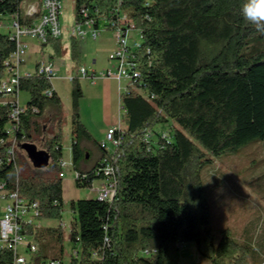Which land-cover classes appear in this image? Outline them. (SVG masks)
Segmentation results:
<instances>
[{
    "label": "trees",
    "instance_id": "16d2710c",
    "mask_svg": "<svg viewBox=\"0 0 264 264\" xmlns=\"http://www.w3.org/2000/svg\"><path fill=\"white\" fill-rule=\"evenodd\" d=\"M43 1L0 0V22L10 16L22 27L31 26L42 15ZM74 2L76 26L92 19L96 28L123 29L117 21L123 16L140 33L141 43L134 52L138 79L120 98L125 114L123 129L116 133L120 145L114 152L95 141L80 122L82 89L74 45L71 51L75 184L91 189L94 181L103 180L97 171L100 162L109 160L116 167L117 185L111 203L96 197L70 202L74 218L68 238L79 250L78 258L70 256V264H179L177 248L184 243H192L210 264H249L252 248L237 242L228 229L219 231L215 244L212 201L202 178L212 158L234 154L250 142L259 141L264 153V35L243 19L245 0ZM24 5H35L37 12L27 15ZM83 6L97 14L84 18ZM59 41L49 38L43 46L57 50ZM15 48L8 35L0 34V80ZM18 91L29 96L15 133L21 146L35 141L41 132L46 124L41 117L44 110H61L62 103L51 81L35 72L19 78ZM12 103L15 98L7 99L5 106L0 104L1 131L8 124ZM168 124L171 140L153 131ZM60 126L57 122L58 133L47 143L57 175L26 172L19 168L16 156L15 164L6 163L5 146H0V180L9 189H17L21 197L37 201L40 220L62 219V173L57 165L62 161ZM148 131L153 134L149 142L144 139ZM83 142L101 150L90 170L83 164L88 157ZM28 234L37 245L33 257L37 263L55 260L62 264L61 226L29 228ZM10 261L9 252L0 254V264Z\"/></svg>",
    "mask_w": 264,
    "mask_h": 264
},
{
    "label": "rangeland",
    "instance_id": "374dc122",
    "mask_svg": "<svg viewBox=\"0 0 264 264\" xmlns=\"http://www.w3.org/2000/svg\"><path fill=\"white\" fill-rule=\"evenodd\" d=\"M74 1H61L60 24L61 26L65 24V28L69 32L73 29L77 31L73 20L67 19L66 16L70 12L71 7L75 13ZM81 29L85 28L83 27ZM100 29H103V25H100ZM106 32L102 36L98 35L95 41H116L114 33H108L110 31ZM0 33L6 35L8 31L6 29H0ZM130 33L131 38L129 37L127 41H129L130 46H133L135 42H139V33L135 30ZM85 38L83 41H94L90 38ZM44 49L48 54L50 53V47H44ZM99 55L101 57L98 56V60H103L104 56L105 58L107 56L104 53H100ZM105 62L117 64L116 61L107 58ZM23 63L21 70L31 72L30 70L34 66L33 56L27 53ZM58 75L61 76L62 73ZM64 80L54 79L51 81L53 88L58 90L60 94L62 109L56 110L47 107L41 115L42 123L44 122L46 124L42 126L41 132L35 138V141L28 143L34 144L38 150L47 151L48 141L58 133L55 123L59 122L62 137V160L70 163L72 144L70 136V109H67V98L71 97V82L69 81L70 79L65 78ZM79 81L82 82V79ZM124 83L126 82H121V84ZM17 99L23 105L28 101L29 96L24 92H20ZM153 131L166 137L167 140H171L172 138V131L169 124L158 125ZM106 145L109 147L110 152H112L110 144L106 142ZM81 147L86 151L88 156L85 158L83 164L87 170H90L97 163L101 155V150L98 146L88 142L81 143ZM15 156L17 157L19 168H23L26 172L29 171L32 174H58L53 166L52 160H50L46 168L35 169L18 143L15 147ZM212 160L213 163L204 168L202 178L206 192L212 201L211 226L216 231L215 244L219 240V231L228 229L237 242L248 243L252 248L253 251L249 256V264H260L264 262V153L261 143L259 141L250 142L239 148L234 154L223 155L218 158H212ZM61 171L64 173V177L61 178L63 198L62 219L60 221L36 219L34 224L39 227L61 226L64 231V258L62 264H70V255L75 246L69 242L68 238L70 232L69 226L74 218L69 204L71 201L92 199L95 196L88 191L89 189L78 188L76 186L72 167L64 166ZM97 181L93 183L98 184ZM25 241L28 242L29 239L27 238ZM177 250L179 264H210L206 258H201L197 254L192 243H184ZM21 254L25 257L29 256V253L25 251L23 246L21 247Z\"/></svg>",
    "mask_w": 264,
    "mask_h": 264
},
{
    "label": "built area",
    "instance_id": "2783aa9c",
    "mask_svg": "<svg viewBox=\"0 0 264 264\" xmlns=\"http://www.w3.org/2000/svg\"><path fill=\"white\" fill-rule=\"evenodd\" d=\"M61 8L62 5L60 0H44L41 5L42 15L40 19L31 26L22 27L18 24L17 19H14L11 25L12 32L8 36L11 41L15 42L16 48L5 63L6 69L0 80V94L2 96V99H0L1 105H7V99L16 98L19 92L18 80L21 77L19 68L23 64V59L27 50V46L23 43V39L32 38L37 40L40 45H45L49 38H60L62 35L60 24ZM36 12L37 7L28 10L29 15H33ZM80 12L84 18L90 14H97L96 10H90L84 6L81 7ZM117 21L123 24L124 28L117 27L111 31L114 33V38L116 40V49L109 56V59L116 61L115 70L97 75L81 68L79 70V76L81 79L88 81H93L98 77L113 79L117 83L125 81L129 89L130 87H134V83L138 79L136 64L134 62V52L140 46L141 36L137 31L139 33V42H135L133 46H130L127 40L130 37V32L134 31L133 24L126 21L123 16H120ZM110 25L113 26L115 23H110ZM83 27H85L86 30L81 29ZM100 30V26L96 28L95 22L92 19H87L82 25L77 26L75 36L84 39L89 35L90 39L96 40L100 34ZM102 30L105 29L103 28ZM58 71L59 67L55 60H46L38 63L35 73L52 81L56 79ZM69 81L71 82L72 78H70ZM46 94L50 96V92ZM9 105L11 107L7 115L8 124L4 127L3 131L0 130V146H5V161L11 165L12 163L15 164V147L17 145L15 133L19 127L20 117L25 112V106H20L16 99L15 103ZM121 131L122 129H111L105 136V142L110 144L112 152L120 145V139L116 137V133H121ZM152 137L153 134L148 131L144 139L149 142ZM162 138L167 139L163 136ZM102 146L105 147V144H102ZM0 164H2V160H0ZM57 165L60 169L65 166L62 161ZM97 171L98 174L100 173L103 175V185L96 193L95 197L98 201L111 203L116 197V167L112 161L102 160ZM60 177H63V173L60 174ZM77 179L78 175L76 174L75 182ZM39 216L40 206L37 201L21 197L17 189H9L7 183L0 180V254L4 251L9 252L11 255L10 264H60L55 260H44L37 263L33 259L38 250L37 245L28 234V229L39 228V226H35L34 224ZM27 238L29 239L28 242L25 241ZM22 246L25 251L29 253L28 257L21 254ZM78 254L79 250L73 248L70 256L78 258ZM143 255L148 256L149 254L145 252Z\"/></svg>",
    "mask_w": 264,
    "mask_h": 264
},
{
    "label": "crops",
    "instance_id": "0c3cea01",
    "mask_svg": "<svg viewBox=\"0 0 264 264\" xmlns=\"http://www.w3.org/2000/svg\"><path fill=\"white\" fill-rule=\"evenodd\" d=\"M30 8H36V6L24 5V10L27 15H29L28 10ZM66 16L67 19H72L73 24L76 26L75 13L73 12L72 7L70 12ZM14 19H15L14 17H10V16H6L2 18L0 22V29L1 30L6 29V31H8V34L6 35H9V33L12 32L11 25ZM61 28H62V35L60 37V41L58 45L59 49L57 50H55L52 46L49 45L48 46L39 45L37 40L32 38L23 39V43L27 46L26 54L30 53L33 56L34 66L33 69L30 70L31 72H25L24 70H21V67L24 64L23 63L19 68L20 76L33 74L37 68L38 63L41 61L55 60L59 67V71L57 73L56 79L65 81L64 80L65 78L66 79L73 78V76L75 75L74 67L71 61V53H72L71 51L73 45L75 46L74 47L75 51L78 54V61H77L78 70L84 68L88 72L97 75L105 73L107 71L115 70L116 68L115 64L105 62V59L106 58L109 59V56L116 49L115 41H95V40L83 41L86 38L84 39L77 38L75 36L74 29L71 30V32H69L68 29L66 30L65 24L62 25ZM103 33H107L106 30H100L99 36L100 35L102 36ZM108 33H112V32L110 31ZM87 38H89V35H87ZM44 47H50L49 54L46 52ZM102 50H105L106 52ZM100 53H104V55H107L106 58L104 56L103 60H98V58L101 57V55H99ZM46 54H48V56H46ZM59 73H62V75L59 76L58 75ZM79 79L81 80L80 76ZM80 84L82 89V98L78 101L80 122L85 127V129L90 134V136L100 145L105 144L104 148L110 152L109 147L106 145L104 137L111 129H123L122 121L125 112L122 108L120 98L122 95H124L127 92L128 85L127 83L121 84V83H117L113 79L100 78V77L96 78L93 81L82 79V82L80 81ZM52 89L60 98V94L58 90L53 88V86ZM17 96L15 98L17 103L20 106L24 107L27 102L21 105L18 102ZM71 107H72V97H68L67 109H70V117H71ZM70 136H71V130H70ZM71 144H72V136H71ZM62 162L64 163L65 167L68 166L72 167L71 164L72 157L70 163L63 160ZM61 173L63 172L61 171ZM75 176L76 173L74 172L73 173L74 182H75ZM63 177H64V173H63ZM97 182L98 184L92 183L91 189L88 190L94 196L103 185L102 180H99Z\"/></svg>",
    "mask_w": 264,
    "mask_h": 264
},
{
    "label": "clouds",
    "instance_id": "9594fccd",
    "mask_svg": "<svg viewBox=\"0 0 264 264\" xmlns=\"http://www.w3.org/2000/svg\"><path fill=\"white\" fill-rule=\"evenodd\" d=\"M241 15L257 33L264 35V0H245Z\"/></svg>",
    "mask_w": 264,
    "mask_h": 264
},
{
    "label": "water",
    "instance_id": "95a60500",
    "mask_svg": "<svg viewBox=\"0 0 264 264\" xmlns=\"http://www.w3.org/2000/svg\"><path fill=\"white\" fill-rule=\"evenodd\" d=\"M21 149L25 152L28 160L35 169H44L48 166L51 156L48 151L38 150L34 144L24 143Z\"/></svg>",
    "mask_w": 264,
    "mask_h": 264
}]
</instances>
